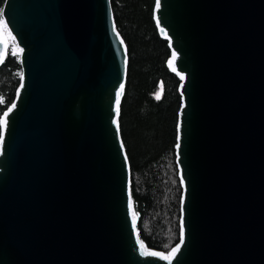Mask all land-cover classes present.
<instances>
[{"label": "water", "instance_id": "obj_1", "mask_svg": "<svg viewBox=\"0 0 264 264\" xmlns=\"http://www.w3.org/2000/svg\"><path fill=\"white\" fill-rule=\"evenodd\" d=\"M156 5L158 33L176 52L168 67L184 76L179 251L140 238L112 123L128 49L111 0H6L23 78L1 118L0 264H264V0Z\"/></svg>", "mask_w": 264, "mask_h": 264}, {"label": "trees", "instance_id": "obj_2", "mask_svg": "<svg viewBox=\"0 0 264 264\" xmlns=\"http://www.w3.org/2000/svg\"><path fill=\"white\" fill-rule=\"evenodd\" d=\"M5 2L0 0V20ZM111 3L117 30L128 49L119 122L131 167L137 226L149 249L169 254L181 241L183 188L176 156L181 80L168 67L172 53L154 22L156 0ZM12 53L8 42L0 67V121L21 83L20 58Z\"/></svg>", "mask_w": 264, "mask_h": 264}, {"label": "snow or ice", "instance_id": "obj_3", "mask_svg": "<svg viewBox=\"0 0 264 264\" xmlns=\"http://www.w3.org/2000/svg\"><path fill=\"white\" fill-rule=\"evenodd\" d=\"M157 8H159V0H157ZM0 23H4L2 20H0ZM157 23L159 24V21H157ZM4 27H7L6 23H4ZM113 31L115 32V26L113 25ZM163 31V29H162ZM116 36L117 38L119 39V33L117 32L116 33ZM119 43L121 45L124 44V41L122 39H119ZM16 49L15 51H13V55H17L18 53H22L23 52V49L22 48H19V46L17 45L16 46ZM124 51L126 52V48L124 49ZM176 60V52L173 51L172 53V61L170 62V67L173 68V71H175V67H174V61ZM19 75L21 76V79L23 78V72L19 73ZM180 79L183 80L184 79V76L181 75L180 76ZM21 87H23V84H21ZM123 90H124V85L123 84H120L119 85V90H117L115 92V109H114V112H115V116H116V119H114L112 121V123L115 125V129H116V133L117 135H119V131H120V124H119V115H120V101H121V96L123 94ZM159 98V97H157ZM15 107V104L12 105V108ZM9 111H11V109H9ZM7 115V114H5ZM0 126H4L6 127V121H0ZM3 140V136L0 135V142H2ZM124 145H123V142L121 141L120 142V148L123 149ZM177 148L180 147L179 143H177L176 145ZM125 159H127V156L125 155L124 157ZM181 183H183V179H181ZM127 207L128 209H131L132 208V201L131 199L129 198L128 199V202H127ZM136 226V219H135V213H133V220H132V227L135 228ZM137 240L139 241V236L137 235ZM181 240H183V224L181 223ZM141 247H143V244L141 243ZM179 251V246H177L176 248L172 249V253L171 255H174L176 252ZM154 255H158L156 253H152ZM166 259L169 258V257H165Z\"/></svg>", "mask_w": 264, "mask_h": 264}, {"label": "rangeland", "instance_id": "obj_4", "mask_svg": "<svg viewBox=\"0 0 264 264\" xmlns=\"http://www.w3.org/2000/svg\"><path fill=\"white\" fill-rule=\"evenodd\" d=\"M2 21L4 22V20L2 19ZM5 23V22H4ZM4 23H0V29L2 30L1 36L2 39L6 42H9L11 50L15 51L17 43L15 41V39L13 38V36L11 35L8 27H4ZM18 56V55H17ZM19 57V56H18ZM20 58V57H19Z\"/></svg>", "mask_w": 264, "mask_h": 264}]
</instances>
